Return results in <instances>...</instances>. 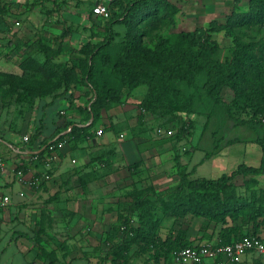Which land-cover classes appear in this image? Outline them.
<instances>
[{
    "label": "trees",
    "instance_id": "1",
    "mask_svg": "<svg viewBox=\"0 0 264 264\" xmlns=\"http://www.w3.org/2000/svg\"><path fill=\"white\" fill-rule=\"evenodd\" d=\"M3 2L6 0H2ZM112 7L120 5L121 16L110 12V16L101 19L102 29L107 33L102 40L88 39L79 49L74 46L68 49L61 38V45L51 49L47 45H41L40 50L45 56L41 64H36L31 58H27L20 63L22 75H5L7 87L6 95L10 101L4 105L15 104L22 113H28L35 109L39 101L47 97L56 98L60 95L66 99L72 97V84L77 77V67L83 71L86 66V77L82 84L89 89V93L79 97L80 103L77 107L93 119L88 125L86 123L77 127L73 121H69L65 128L73 125L71 131L75 137H91L95 132V125L101 117V110L108 111L111 100L119 97L123 89L128 90L126 103L135 104L142 112L150 115H170L174 118L189 120V124L183 125L177 135V140H181L185 135L191 133L194 127L195 118L205 115L210 119L217 105L224 103L221 93L229 89L233 93V103L235 108L243 111L249 116L247 120H238L239 124L255 126L264 120V46L258 43L245 44L235 32V28L248 25L259 24L264 21V0H248L245 10L238 9L241 0H234V9L226 17L225 22L220 23L212 20L207 28L199 27L193 32H181L176 46H169L167 41L156 45L154 49H148L142 45V33L137 28L139 23L147 17L165 16L171 18L176 12V6L169 0H118ZM65 3V0H61ZM81 4L82 1L78 0ZM32 4V3H31ZM49 4V3H48ZM53 13L54 6L60 3L52 0L49 4ZM111 6H108L110 10ZM93 6L91 12L93 14ZM2 11L7 15V5L2 6ZM111 11V10H110ZM20 25V21H16ZM13 24L10 28L15 35L19 28ZM11 26V25H10ZM84 29H87L83 26ZM67 31H70L67 28ZM225 32L233 42V53L230 61H218L207 58L205 51L215 53L219 46L211 40L212 33ZM65 35V34H64ZM63 35V36H64ZM62 36V37H63ZM65 39V38H64ZM77 43V41L75 42ZM196 48V49H195ZM257 48L260 56L254 54ZM78 52L84 56L71 68L61 67L58 61L60 56H68ZM85 56H89L86 62ZM261 59V63L257 61ZM111 65L114 69L109 72V79H104L106 65ZM76 66V68H75ZM61 69L60 76L56 75V70ZM80 69H78L80 71ZM76 73V74H75ZM56 81L49 88H44L41 82L44 79L54 78ZM26 80V81H25ZM40 80V81H39ZM77 80L79 81L78 77ZM76 80V81H77ZM39 81V82H38ZM141 87H145V92L140 98L134 94ZM61 89L58 93L56 90ZM57 92V93H56ZM111 101L112 103L108 102ZM74 100L70 103L74 104ZM233 119V111H228ZM59 117V116H58ZM81 124V123H80ZM39 129V127L37 128ZM61 130V127H58ZM46 139L43 144L34 152L31 157L37 159L48 152L49 145L63 140L61 131ZM39 133L35 131L29 137L28 144H33ZM60 135L59 137H57ZM215 136V135H213ZM64 141V140H63ZM237 140L229 142L237 143ZM256 144L261 148L262 156L258 166L247 164L238 165L230 174H222L216 179L203 177L189 178L187 170L175 156L176 175L179 183L173 189L163 191L155 190L153 186L142 189H133L129 197L131 203L128 205L129 214L124 219L123 237L113 243L102 258L100 264H112L116 257H120L123 252H127L137 240L147 241L150 234L145 228L136 229V234L132 236L134 223L131 221L132 213L139 209V218H150L149 213L155 205H161L164 214L167 216L183 217L185 214H192L197 217L210 218L213 222H226L228 214H237L244 205L241 196L235 193L233 180L239 176H258L264 174V138H258ZM15 149L21 150L17 144H13ZM217 144H215V147ZM208 152L205 158H209ZM204 158V159H205ZM20 165L19 167H21ZM256 178H250L246 184H256ZM174 200L175 202H172ZM251 211L256 216L264 220V205H257L253 202L249 205ZM121 216L119 215L118 220ZM143 220L140 221V223ZM148 231V230H147ZM40 233L31 236L39 239ZM248 235L232 238L222 237L223 243H231L236 239H241ZM138 241V242H139ZM173 253L180 247L189 245V241L182 235L173 242ZM172 255V254H170ZM112 257V258H110Z\"/></svg>",
    "mask_w": 264,
    "mask_h": 264
},
{
    "label": "rangeland",
    "instance_id": "2",
    "mask_svg": "<svg viewBox=\"0 0 264 264\" xmlns=\"http://www.w3.org/2000/svg\"><path fill=\"white\" fill-rule=\"evenodd\" d=\"M56 1H58L60 5H55L54 11L59 12L65 3H62L61 0ZM81 1L82 3L79 9L80 12H84L87 10L88 4L85 0ZM116 1L117 4H120L118 0H106V4L107 6H111L110 12L114 13L116 11L115 13H117L119 11L117 14L121 16V6L117 5L112 7ZM172 3L175 4L177 10L171 18L165 16L160 17L159 14L157 16L144 18L139 23L137 28L139 29V32L142 33V45L144 47L154 49L157 44L162 43L164 40L167 41L169 46H176L181 32H193L199 27L207 28L212 20L223 23L225 22L226 17L234 9V0H173ZM247 3L248 0H241L238 4V9L245 10ZM2 6L3 1L0 0V33L4 32L3 30H8L9 26L3 21V18L8 17V15L2 11ZM36 9L40 8L37 7ZM9 10L10 7L8 8V11ZM27 19L24 21L27 22ZM29 19L30 22H28L26 26L21 20H19V18L17 19V16L14 15L12 18H8V22L10 21L11 24H16V21H20L21 24L18 26L19 29L16 30V33L24 31L27 35L26 38L22 37V40H20L17 45H23L28 54L25 59L31 58L36 64H41L45 60V56L40 50L41 45H47L49 48L54 49L61 45L62 38L63 42L69 44L71 49L74 46L76 49H79L86 42V39L102 40L107 35L104 31L97 32L96 30L91 31L89 28L84 29L83 18L78 20L76 18L71 19L59 17L51 22H47L50 18ZM97 20L98 21L95 24L98 25L100 30L102 21L100 19ZM45 27H47V29H45ZM67 28H69L70 31H67ZM44 31L51 32L52 37L48 40H44L43 37L45 35L42 34ZM235 32L245 44L258 43L260 46H264V21L259 24H248L237 27L235 28ZM70 37H72V42L75 43L77 41V43L70 45ZM17 40L15 34L12 43L14 44L15 42L16 44ZM211 40L219 46V49L215 53L206 50L204 53L205 56L213 60L230 61L233 53L232 39L222 31L212 33ZM0 41H2V39H0ZM64 45L67 49L69 48L68 45ZM253 52L257 56H260L257 48H255ZM81 58L84 59V56L78 52H74L66 57L60 56L58 61L61 62V67L65 65L64 67L68 69L71 68L73 64L78 63ZM85 58L87 62L89 56H85ZM257 63L262 64L261 59H259ZM111 65H106L107 67L105 71L107 72H105L104 75L105 80L109 79L110 76L108 73L114 69ZM61 69L62 68L56 70V75L54 76H60ZM76 69L79 81L77 80V77H72L75 79L71 86L72 95L74 96L78 93H82L84 96L89 93V89L82 84V81L86 77L87 68L85 66L83 71L80 67H77ZM78 69H80V71ZM55 79L57 78L44 79L41 82V85L44 88H49L54 84L56 81ZM56 91L60 93L61 89L58 90L57 88ZM145 91V87L139 88L137 92L134 93L136 96H133L130 100L133 101L135 98H139V96L141 98ZM127 93L128 90L123 89L117 99L111 100L113 103L108 100V102L112 103V106L110 107L111 110L109 109L110 111H105V113L108 114L107 116H117L114 115L113 110L118 106L126 105ZM221 97L224 103L216 106L214 112L211 113L212 116L210 119L205 115L199 114L194 120V127L192 128L191 133L185 135L179 141L177 140V135L183 125L187 126L189 124L188 119L182 121L181 119L174 118L170 115H150L142 112L137 107H134L136 113H133L135 117L138 118L137 125H125V121H121V126H119V123L110 126V129H112L115 134H118L121 131H127L133 133L131 136L135 138L140 136L141 139L138 142L143 147L159 148V146H166L169 148L167 151L161 149L157 153L155 152V155H157L160 162V165L158 166L159 168L149 169L147 172L144 171L145 176H149L148 178L151 180V183H142L144 181H140V183H142L140 186H154L152 183L155 184V182V185L158 188L157 189L154 186L155 190H160V187L167 186L166 182H171V177L174 172H176L175 156L179 158V161L184 167L186 166V172L189 173L193 170V173L189 174L190 179L199 177L216 179L222 174H230L242 163L252 166L259 165L262 151L256 144V140L258 138H264V120L261 124L255 126L239 124L238 120H247L249 116L243 111L235 108L233 103V93L231 90H224L221 93ZM76 99V103H72L70 106H68V101H57L54 105L49 107V112L53 113L65 108L59 111L56 116L63 117L64 119H74L76 115V117L85 120V122L89 124L93 119V115L90 116L78 108L77 103H80L78 102L80 99ZM15 106V104H10L0 118V136L3 138L4 136L8 138L11 131L22 133L27 126L33 122L30 120L29 116L23 114V116H14L13 113L16 108ZM19 108L20 107H17L16 109L18 110ZM230 109L233 111V116L238 119H233L229 115L228 111ZM103 112L104 110H101V117L95 125V130L100 131L101 134L107 130L101 122ZM35 121L36 120H34L33 123H35ZM38 124H43V127L48 125L47 122L43 120V117ZM44 130L45 129L43 128V131ZM169 130L173 131L172 135L168 134ZM27 135L30 136L29 134ZM130 138L131 137L129 136L128 139L130 140ZM63 140L68 141L64 135ZM233 140H237L238 142L230 144L229 142ZM215 144H217L216 147ZM208 152L211 153V156L205 158V155ZM250 178H256L257 183L246 184V181ZM159 180L164 181L162 183H157ZM233 183L235 184V193L241 196L244 205L241 206V209L237 214H228L226 216L227 221L224 223L221 221L213 222L210 218L197 217L192 214H185L183 217L167 216L164 214L162 206L157 204L154 209L149 212L152 216L151 219L139 218V216H141L139 215L141 211L139 209L135 210L132 213L133 217L131 219L135 228L132 236L136 234V229L143 230L144 228L150 236L147 241L141 239L140 241L137 240V242L130 246L127 252H123L120 257H116L112 264H173L170 255L172 252L169 254L167 253L169 249L172 251L174 250L172 249L174 245L173 242H176L177 237L182 235L189 241V244L205 241L215 242L221 240L222 237H241L245 234L264 236V220L261 217L256 216L254 211H251L249 208V205L251 206L253 202H256L257 205H264V174L258 176L239 175L233 180ZM168 186L171 187L172 185ZM133 189L130 191H133ZM168 189L171 190L173 188ZM172 202L175 201L172 200ZM128 205L129 204H126V206H124L123 204V208L120 210V220L112 225L108 231H105V241H103L105 244H113L122 239L124 219L127 218V215L129 214ZM141 220L143 221L140 223ZM106 249L107 247H105L103 253ZM95 250L94 253H97L98 255L94 264H100L103 257L99 254L102 253V250L98 251V248ZM241 264H264V259L247 255L243 258Z\"/></svg>",
    "mask_w": 264,
    "mask_h": 264
},
{
    "label": "crops",
    "instance_id": "3",
    "mask_svg": "<svg viewBox=\"0 0 264 264\" xmlns=\"http://www.w3.org/2000/svg\"><path fill=\"white\" fill-rule=\"evenodd\" d=\"M51 1L3 2L10 10L8 17L3 18L9 25L8 30L0 33V118L8 108L4 103L10 101L6 95L5 75L21 76L23 71L20 63L28 56L24 46L17 45L22 37L26 38V32L15 33L18 40L13 44L12 31L15 29L12 28L11 31L10 25L13 24L8 22V18L17 16L25 26L30 22L29 18H50L47 22L59 17L78 20L83 18V26L86 28L103 31L101 25L99 30L95 24L100 18L90 10L91 6L100 2L106 4V0H85L88 5L84 12H80L81 4L78 0H65V5L59 12L49 13L47 10L51 9ZM37 7L40 9H36ZM42 34L45 35L44 40L52 37V33L48 31ZM69 39L70 45H74L72 37ZM65 44L70 47L66 42ZM81 95L83 94L72 95L70 99L62 95L47 97L28 113L19 112L15 108L14 116H29L31 121L37 122L30 123L22 133L11 131L8 138L0 136V158L6 163V171L0 173V192L8 195L11 200L6 208H0V264H94L98 255L94 253L95 249L102 250L99 255L104 257L112 245L103 242L105 231L118 221L123 204L126 206L131 203L130 190L133 186L134 189H142L145 188L140 186L142 183H151L144 171L158 169L160 162L155 152L169 150L166 146L143 147L138 142L140 136L135 138L131 136L133 133L127 131L115 134L110 129L115 123L121 126V121H125V125H137L138 118L133 114L136 113L134 107L137 106L129 103L113 110L117 116L109 117L103 112L101 122L107 129L104 133L98 134L96 131L95 136L75 137L71 133L73 125L65 128L67 123L73 121L79 127L84 123L88 125L87 122L76 115L74 119L57 117L56 114L65 108L50 113L49 107L61 100L68 101L70 106ZM42 117L48 124L45 127L38 124ZM59 130L60 135L68 139L64 140L66 144L63 149L53 155L46 152L42 157L32 159L31 155L43 142ZM35 131L39 133L36 141L33 144L25 142L23 137L27 134L31 137ZM13 144L19 145L21 150L15 149ZM20 165L22 166L19 167ZM46 173L49 174V179L43 177ZM174 174L171 182H166L167 186L160 187L158 191L178 185L179 177L176 172ZM163 181L159 180L157 183ZM155 184L152 183L156 187ZM37 233H40L38 240L31 238ZM105 247L107 249L103 253Z\"/></svg>",
    "mask_w": 264,
    "mask_h": 264
},
{
    "label": "built area",
    "instance_id": "4",
    "mask_svg": "<svg viewBox=\"0 0 264 264\" xmlns=\"http://www.w3.org/2000/svg\"><path fill=\"white\" fill-rule=\"evenodd\" d=\"M93 14L101 19L110 16V10L104 2L93 7ZM19 25L18 22H16ZM101 134L100 131L97 132ZM173 134L172 130L168 131ZM122 136V135H121ZM25 142L29 141V136L23 137ZM65 142L58 141L49 145L48 152L53 155L56 151L62 150ZM32 159H37L36 156ZM75 160H73V163ZM6 163L0 158V173L6 171ZM45 179H49V174H44ZM10 197L0 192V208H6L10 204ZM255 256L264 259V238L259 236H247L236 239L231 243H223L221 240L215 242L205 241L201 243L189 244L175 250L171 259L173 264H241L245 256Z\"/></svg>",
    "mask_w": 264,
    "mask_h": 264
}]
</instances>
